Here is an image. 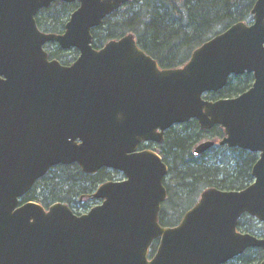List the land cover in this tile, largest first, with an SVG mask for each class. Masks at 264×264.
<instances>
[{"label": "water", "instance_id": "obj_1", "mask_svg": "<svg viewBox=\"0 0 264 264\" xmlns=\"http://www.w3.org/2000/svg\"><path fill=\"white\" fill-rule=\"evenodd\" d=\"M54 1L0 0V264H225L264 250V237L238 230L244 213L264 223V0L252 22L232 24L173 68H161L133 33L93 46L92 30L129 0H62L79 2L63 33L36 21ZM50 42L80 54L64 65L50 58ZM246 72L248 90L204 97ZM191 119L224 128L220 145L257 152L254 180L241 190L206 189L177 225L164 226L169 166L138 148ZM214 145L204 141L194 153ZM73 163L126 179L100 184L102 203L82 214L60 201L48 209L23 201L52 167Z\"/></svg>", "mask_w": 264, "mask_h": 264}, {"label": "trees", "instance_id": "obj_2", "mask_svg": "<svg viewBox=\"0 0 264 264\" xmlns=\"http://www.w3.org/2000/svg\"><path fill=\"white\" fill-rule=\"evenodd\" d=\"M255 2L256 0H131L94 29V47L99 48L111 39L132 32L140 47L155 57L161 67H179L189 60L194 49L214 35L236 22H250ZM76 7L77 3L57 0L38 13V24L44 30L59 32ZM50 52L65 63L78 54L77 49L63 51L59 47ZM71 54H74L73 59L69 58ZM253 81V75L249 73L234 76L224 90L210 96H236L246 91ZM185 126V134H170L167 139L170 150L165 153V160H168L171 167V180L174 184L169 186L170 197L162 208L163 225L177 224L197 200L200 192L207 187H245L253 181L251 172L258 159L255 152L241 153L234 148H226L228 152L222 151L219 159H196L193 148L208 137V131H203L196 120H191ZM219 127L213 131L215 137L223 134ZM106 179L104 170L86 174L77 163L59 165L40 178L23 197V201L35 200L44 206L62 201L72 208L84 210L96 203L93 193ZM239 227L242 231L264 236V224L255 217L245 215V220H240ZM157 245L158 241L154 242L153 251ZM263 259L264 250L253 248L228 264H259Z\"/></svg>", "mask_w": 264, "mask_h": 264}, {"label": "flooded vegetation", "instance_id": "obj_3", "mask_svg": "<svg viewBox=\"0 0 264 264\" xmlns=\"http://www.w3.org/2000/svg\"><path fill=\"white\" fill-rule=\"evenodd\" d=\"M64 29V28H63ZM63 30H61V32H62ZM155 58V57H154ZM156 59V58H155ZM74 60L75 59H73V60H71V61H69L68 63H65V61L63 60H61V62H62V64H64V65H70V64H72V62H74ZM216 97L214 96H210V94H208V98L207 99H210V100H214ZM193 120H196V119H193ZM197 121V120H196ZM189 123V122H188ZM187 123H180V124H175L174 126H172L171 128H169V129H167L165 132H164V137H163V141H153V140H150V141H144V142H142L141 144H140V146H139V148H138V150L139 151H142V150H153V151H155V152H157L161 157H162V159L164 160V162L169 166V172H168V174L164 177V180H163V183H164V185H165V187H166V189H167V192H168V194H167V199L165 200V201H163L162 202V208H163V205H164V203L169 199V197H170V189H169V186H171L172 187V185L174 184V181H172L171 179V167H170V165L168 164V160L166 159L165 160V153L167 152V153H169V150H170V146H168L167 144V139L169 138V136H170V134L171 135H173V134H176V135H181L182 133L183 134H185L186 132H185V125H186ZM216 127H219V126H213L212 128H209V129H202L203 131L205 130V131H208V137L206 138V139H204V140H202L201 142H199L198 144H200V143H202V142H204V141H207V140H213L214 142H215V145L212 147V148H210V149H208L207 151H205V152H203V153H201V154H195L194 153V150H195V148H196V146L198 145V144H196L195 145V147L193 148V153H194V157L197 159V158H203L204 160H211V159H219L220 158V156H219V154L222 152V151H225L226 150V148H231V147H228L227 145H220L219 144V142H220V140L225 136V133H224V131H223V134H222V136L221 137H215L214 135H213V131L216 129ZM221 129L222 128H220L219 127V130L221 131ZM223 130V129H222ZM233 149V148H232ZM234 149H238L237 151H241V153L243 152V151H248V152H251V151H249V150H245V149H242V148H239V147H234ZM227 151V150H226ZM237 151H235V152H237ZM228 152V151H227ZM232 153H234L233 151H232ZM72 165V164H71ZM100 170H104L105 171V175L107 176V179L105 180V181H103V182H106V181H110V180H114V181H119V180H124L126 177H125V175L123 174V172H121V171H118V170H114V169H111V168H101ZM99 170V171H100ZM98 171V172H99ZM97 172V173H98ZM251 175H252V172H251ZM102 182V183H103ZM102 183H100V184H102ZM252 183V181L250 182V183H248L245 187H247L248 185H250ZM99 184V185H100ZM98 185V186H99ZM210 187H216V188H220V187H217V186H210ZM210 187H207V188H205V189H203L201 192H200V194H199V196H198V198H197V200L188 208V209H190L191 207H193L199 200H200V198H201V195H202V193L206 190V189H208V188H210ZM245 187H242V188H220V189H223V190H241V189H243V188H245ZM173 189H175V188H173ZM99 203V200L98 201H96V203H95V205L96 204H98ZM70 206V205H69ZM162 208H161V211H160V214H159V220H160V223H161V212H162ZM187 209V210H188ZM244 218H245V215L243 216ZM242 217V219H244ZM241 219V220H242ZM229 263V262H228ZM228 263H225V264H228Z\"/></svg>", "mask_w": 264, "mask_h": 264}, {"label": "rangeland", "instance_id": "obj_4", "mask_svg": "<svg viewBox=\"0 0 264 264\" xmlns=\"http://www.w3.org/2000/svg\"><path fill=\"white\" fill-rule=\"evenodd\" d=\"M121 12V11H120ZM47 31V30H46ZM48 47H47V50L48 51H51V50H54L56 47H57V45L56 44H54V43H50L49 45H47ZM74 54H71L70 56H69V58L70 59H73L74 57ZM94 205V204H93ZM74 209V211L76 212V213H83V212H86L87 211V209H84V210H81V209H78V208H73ZM250 218L248 217V219L247 220H249ZM244 220H245V218H244ZM258 227H262V225H258ZM241 230V229H240ZM242 232H245V231H242ZM254 234V233H253ZM264 237V236H263Z\"/></svg>", "mask_w": 264, "mask_h": 264}]
</instances>
